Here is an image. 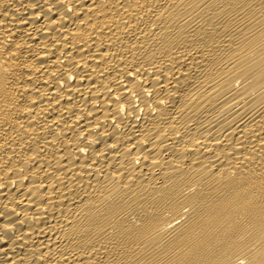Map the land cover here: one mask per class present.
<instances>
[{"label": "bare ground", "instance_id": "obj_1", "mask_svg": "<svg viewBox=\"0 0 264 264\" xmlns=\"http://www.w3.org/2000/svg\"><path fill=\"white\" fill-rule=\"evenodd\" d=\"M0 264H264V0H0Z\"/></svg>", "mask_w": 264, "mask_h": 264}]
</instances>
